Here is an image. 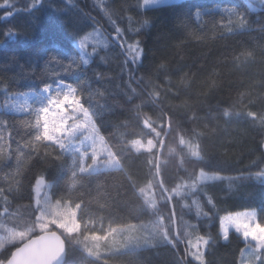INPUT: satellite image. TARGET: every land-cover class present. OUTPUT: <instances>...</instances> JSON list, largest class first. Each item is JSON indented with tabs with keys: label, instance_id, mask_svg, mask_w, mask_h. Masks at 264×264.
Instances as JSON below:
<instances>
[{
	"label": "trees",
	"instance_id": "1",
	"mask_svg": "<svg viewBox=\"0 0 264 264\" xmlns=\"http://www.w3.org/2000/svg\"><path fill=\"white\" fill-rule=\"evenodd\" d=\"M59 85L118 166L39 138L36 99ZM37 176L78 227L40 217ZM263 176L264 1L0 0V264L50 229L62 264H239L246 241L220 219L264 226Z\"/></svg>",
	"mask_w": 264,
	"mask_h": 264
},
{
	"label": "rangeland",
	"instance_id": "2",
	"mask_svg": "<svg viewBox=\"0 0 264 264\" xmlns=\"http://www.w3.org/2000/svg\"><path fill=\"white\" fill-rule=\"evenodd\" d=\"M173 1L177 0H142V6L148 7ZM134 47L135 45H132L131 50L137 49ZM35 114L40 128L39 138L69 154L73 162L83 166L87 160V168H96V158L101 156V166L119 165V160L105 146L103 137L97 132L93 121L81 106L71 86L59 85L48 89L44 99H36ZM151 146V143H147L142 147L150 148ZM222 176L217 172L199 171L198 180L206 181ZM33 191L40 217L67 229L78 227L76 221L78 205L52 197L43 176H37ZM219 230L223 240L227 238L228 232L233 230L240 233L246 241L240 253L239 264H255L260 259L264 260V251H262L264 226L257 222L255 210L223 215Z\"/></svg>",
	"mask_w": 264,
	"mask_h": 264
},
{
	"label": "water",
	"instance_id": "3",
	"mask_svg": "<svg viewBox=\"0 0 264 264\" xmlns=\"http://www.w3.org/2000/svg\"><path fill=\"white\" fill-rule=\"evenodd\" d=\"M112 39L117 43L115 36ZM65 253L60 233L56 229L44 230L21 242L2 264H62Z\"/></svg>",
	"mask_w": 264,
	"mask_h": 264
}]
</instances>
